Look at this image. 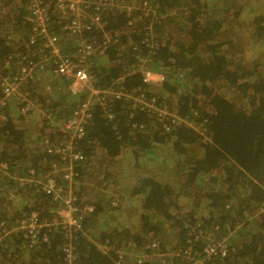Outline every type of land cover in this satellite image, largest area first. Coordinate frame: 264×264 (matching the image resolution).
Listing matches in <instances>:
<instances>
[{"label":"trees","instance_id":"16d2710c","mask_svg":"<svg viewBox=\"0 0 264 264\" xmlns=\"http://www.w3.org/2000/svg\"><path fill=\"white\" fill-rule=\"evenodd\" d=\"M3 1L0 83L16 70L15 63L5 64L14 41L30 33L26 11L15 0ZM114 1L101 11L103 30L84 33L97 41L104 32L113 36L89 68L96 87L124 93L94 103L86 133L76 142L84 159L74 164L75 203L94 210L71 235L44 226L33 244L18 229L32 213L41 221L62 219L59 200L20 178L36 173L43 184L64 188L69 182L62 175L67 171L47 174L52 163H66L44 141L64 138L53 141L44 133L34 150L27 128L18 125L24 115L15 113L18 102L11 100L0 123V163L7 165L0 170V264H116L118 250L146 249L153 240L178 254L143 264H183L205 255L208 238H226L231 249L207 264H264V0ZM25 54L33 60L41 55ZM51 68L37 67L35 76L54 75ZM144 70L163 79L146 82ZM57 79L61 84L49 85L61 99H37L53 128L89 94L72 95L69 83ZM125 211L130 223L114 222Z\"/></svg>","mask_w":264,"mask_h":264},{"label":"built area","instance_id":"2783aa9c","mask_svg":"<svg viewBox=\"0 0 264 264\" xmlns=\"http://www.w3.org/2000/svg\"><path fill=\"white\" fill-rule=\"evenodd\" d=\"M25 1L27 2V7L23 18L24 22L30 25V33L25 41L19 42L21 38L16 39L13 45V51L5 60L6 67H10L12 63H15L16 70L13 74L4 77L0 83L2 85L0 92V123H3L7 119L4 110L7 109L10 101L14 99H17L19 104H22L21 112L24 114H34L41 110L39 99L32 98L30 93L26 90H28L27 87L29 83L35 78L37 67L38 69L52 67L51 69L54 75L62 79L64 78L71 85L69 86L71 93L79 94L80 92L86 93V90L89 91L88 98L75 109L73 115L65 122L55 125L57 132L66 137L65 140L62 143L47 146V151L49 153L57 154L62 159L68 158L72 168L75 163L84 159L83 153L77 150L76 142L86 133V124L92 115L94 103L99 101V99L100 101L104 100L105 94H116L118 97L124 95L121 91L116 92L117 90L99 89L96 87V78L89 68V63L93 58L104 54L105 45L112 42L111 38H113V36L104 32L103 38L101 35L102 41L89 40L84 37V33L93 30L94 27L103 30L101 11L110 6H115L117 3L114 0ZM6 13L4 1L0 0V20L4 19ZM57 22L60 23V32L55 29ZM15 23L9 24V28H13L16 25ZM10 31L13 32V29ZM60 34H66L71 37L73 44L72 53L65 50L63 47ZM32 49H37L40 54L42 51H46V53L41 54L39 60H33L28 57L29 55L27 56V54H25V52H29ZM162 79V74L151 70H144V80L146 82L151 80L161 81ZM73 84H76V87L79 86L82 89L77 88V90L72 86ZM47 90H50V87H47ZM47 90L45 94L50 92ZM180 120L182 119H179V121ZM0 165L2 166L0 170L5 172L7 170V165L5 163H0ZM51 169L52 171L49 174L58 172L53 168ZM64 176L69 182V179L73 180L74 172H66ZM35 179L38 180L33 174L27 178H20V183L32 184V181ZM38 181L41 183L43 191L50 194L54 199L62 201L63 205L59 208V215L61 216L64 208L67 209L71 206V209L69 207L70 215L61 216V220L51 223L48 221H41L36 213H32L23 219L18 229L25 231L27 237L32 238L33 244L38 241L40 228L44 226H60L62 229H66L68 235L73 234L74 231L82 230V217L91 213L94 210L93 206L85 204L80 208L77 206L74 199H67L72 194L64 192L65 188L62 185L50 186L43 184L40 180ZM262 187L264 190V183ZM61 195L63 198H61ZM208 239V242L203 246L205 255L195 260L191 258L190 261L183 264H207L206 261L213 257L219 256L220 259L228 257L231 248L226 238H221L216 241H212V238ZM102 248L108 249L105 247ZM64 250L67 257L71 258L72 245L66 243ZM120 250H118L119 257L122 259L116 261V264H126L124 259H130L128 256L120 253ZM133 252L134 254L130 261H134L136 264L150 262L153 259L161 260V257L163 258L168 254H172L163 251L155 240L151 241L148 248L136 249ZM177 254L178 252L175 255Z\"/></svg>","mask_w":264,"mask_h":264},{"label":"rangeland","instance_id":"374dc122","mask_svg":"<svg viewBox=\"0 0 264 264\" xmlns=\"http://www.w3.org/2000/svg\"><path fill=\"white\" fill-rule=\"evenodd\" d=\"M15 1L18 3L19 7H21V9H19V11H21V12L25 11L26 7H24L23 4L21 2H19L21 0H15ZM5 22H7V20ZM60 37H61V42H62L63 47L65 48V50L70 51V53H72L73 52V49H72L73 48V44H72L71 37L69 35H66V34H62V35L60 34ZM15 41H14V43H15ZM34 50H37V49L30 50V55L31 56H33L32 51H34ZM50 81L56 82L55 84H57V85L61 84V81L59 82V80L57 79V76L50 75V73L47 71V73H43V74H40L38 76H35V78L33 80V83L31 85H29L30 87L29 86L27 87V89L30 92L28 90H26V91L28 93H30V95L32 96V98H38V96L41 95V94L46 95L45 92L47 90V87H50L51 88V86L49 84L52 85V82H50ZM55 84H53V85H55ZM75 85L76 84H73L72 86H74L76 89L77 88L78 89H82L81 87H79V86L76 87ZM62 86H60V87L62 88ZM69 86H71V85L69 84ZM69 86H68V90L70 91ZM80 86H82V85H80ZM62 89H65V88H62ZM48 91H50L51 94L50 93H47L48 95L45 96V97H50V98L52 97L53 101H57V100H60L61 99V95L59 93H57L54 89H51V90H48ZM71 94L77 96V94H73V93H71ZM13 101H16V102L19 103V101L17 99H14ZM47 101H49V98L47 99ZM18 103L14 105V111H15V113L16 112H19L20 115H24L23 120L21 122H18L19 123L18 125L20 127H23V128L26 127L27 128V133H28V135H30L29 140L32 141V144H33L32 148L34 150H36V149L38 150V148H39V147L35 146V145H39V143H36L35 144L36 137L39 136V138H43L44 137L43 136L44 133H49V134L51 133L53 135V137H54V140L53 141H63V138L65 140V137L63 135H60L57 132V128L56 127L53 128V124L55 122L52 120V118H47V117H45V116L42 115L43 114V112H42L43 107L42 106L40 107L41 110L38 111V112H36V113H34V114H29V113H25L24 114V113L21 112L22 111L21 108L18 111V108H19L18 107ZM20 105L22 106V104H20ZM189 124H190V122H189ZM45 126H50V128H43ZM195 127L200 132L201 131L202 132L204 131L203 128H201L199 126H195ZM59 143H62V142H59ZM44 144H46L48 146V145H55V144H58V143H51L50 140L47 138V139H45ZM3 146L4 145H2L1 148ZM40 148H41V146H40ZM63 161H65V163H66L63 166H60L58 163H52L50 165V168H49V171H48L47 174H49L52 171L51 168H53V169H55V170L58 171V172H56V174H53L54 176L61 175V174H59L60 173L59 171L72 172L73 171V168H74V165L71 168V165L69 163L70 161H69L68 158L67 159H63ZM121 170L123 171L122 167H121ZM65 173L66 172H63L62 175H64ZM33 174H34V177L35 178L38 176V174H36V173H33ZM39 175H40V173H39ZM74 175H75V172H74ZM124 175H125V172H124ZM122 176L123 175H121L118 178V180H122ZM76 183L78 184V188H80V186H79L80 185V182H76ZM32 184L35 185V186H40L41 185V183L38 180H36V179L32 181ZM71 184H72V186H74L73 181L69 179V184L64 189V192H67V194H72L70 197L68 196L69 198H67V199H74V201H76L75 199L77 198V192H76L77 189H75V187H72ZM61 198H63L62 195H61ZM64 198H66V197H64ZM59 203L61 204V206L63 205L62 201H60V200H59ZM69 207L71 209V206H69ZM69 207L67 209L64 208L62 210V213H61V216L62 217L63 216H69L70 215V209H69ZM125 214H128V211H125L124 214L121 215V217H117V219H114V217H113V220H117V221H114V222L120 224L121 226H123V225H125L127 223H130V217H131V215L128 214L129 215V220H128L126 218L127 216H125ZM168 243H169V241H168ZM168 243H166V244H168ZM167 247H170V246H167ZM162 250L165 251L164 249H162ZM120 251H121L120 253H122L123 255L128 256L129 259L132 260V257H133V254H134V252H133L132 249L125 248V249H121ZM170 253H172L173 255H175L176 254V251L175 250L174 251H170ZM165 264H170V261L167 262V263H165Z\"/></svg>","mask_w":264,"mask_h":264}]
</instances>
